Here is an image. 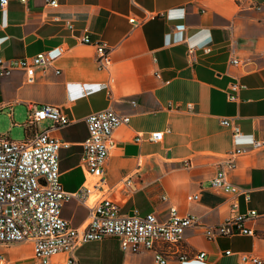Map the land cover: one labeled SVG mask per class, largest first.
I'll use <instances>...</instances> for the list:
<instances>
[{"label": "crops", "instance_id": "0c3cea01", "mask_svg": "<svg viewBox=\"0 0 264 264\" xmlns=\"http://www.w3.org/2000/svg\"><path fill=\"white\" fill-rule=\"evenodd\" d=\"M263 1L58 0L52 8L47 0H8L0 8V59L45 52L54 62L44 72L37 70L32 82L21 71L0 78V113L10 119L16 112L26 114L27 102L61 109L69 120L64 128H52L49 121L34 126L12 122L11 127H21L19 139L49 131L68 144L59 151L60 180L67 192L85 182L80 166L87 135L84 118L106 108L129 115V123L113 132L115 145L105 165L108 195L121 213H153L165 220L173 207L179 215H195L203 225L224 222L234 202L239 213H257L246 222L254 237L208 241L201 227L186 229L180 250L189 259L167 255L166 264H242L239 253L264 260V8L251 7ZM132 17L145 19L135 25L129 22ZM85 35L112 47L107 70L96 68L94 47L81 41ZM190 46H210L211 52L197 51L192 60L187 56ZM58 47L65 52L60 54ZM235 82L245 88L229 101V85ZM226 117L238 124L240 135L221 125ZM157 131L163 132L160 141H135L138 134ZM235 148L244 152L228 179L248 192V199L239 195L233 202L229 193L212 188L210 179L218 162ZM193 193L200 194L198 202L186 200ZM62 216L73 227H83L88 210L72 199L62 207ZM22 247L27 252L20 254ZM31 248L29 242L0 245V253L4 264H38ZM199 252L205 253L203 261L193 258ZM49 264L157 263L150 251L124 253L116 239L106 238L58 254Z\"/></svg>", "mask_w": 264, "mask_h": 264}, {"label": "built area", "instance_id": "2783aa9c", "mask_svg": "<svg viewBox=\"0 0 264 264\" xmlns=\"http://www.w3.org/2000/svg\"><path fill=\"white\" fill-rule=\"evenodd\" d=\"M25 3L27 0H19ZM239 3L245 0H235ZM8 0H0V8L6 6ZM47 5L56 8L58 0H47ZM255 10L264 8L261 3L252 2ZM135 18H129L130 23L142 24ZM65 26L73 29L70 21ZM82 43L95 49V65L100 71L107 70L112 63V47L106 42H91L87 35L81 38ZM60 54L65 52L62 47L57 48ZM202 55L211 52L210 46L187 48V56L194 60L195 54ZM54 59L47 53L41 52L34 56L20 59H0V78L9 76L14 71L23 72L27 82H32L37 70L44 72L53 67ZM237 60H231L237 64ZM56 75L59 70L54 69ZM156 77H159L155 74ZM112 81V79H110ZM245 86L231 83L227 99L237 100L238 91ZM135 106L134 101L130 102ZM27 126H34L38 122L49 121L52 128L61 129L69 125L66 115L57 106L27 102ZM191 104L187 105L190 109ZM87 135L81 147L80 166L85 174V182L76 192L64 190L60 180L59 151L68 144L51 136L49 131H35L31 136L19 140H12L0 135V245L5 247L17 243L29 242L32 246V258L38 264H49L51 259L62 253H73L80 246L89 242H100L106 238L118 241L124 253L137 254L150 251L157 264H166L167 255H173L179 261L188 260L187 254L181 252V238L188 228L201 227L208 241L217 237L236 235L256 236L254 229L246 226L248 220L257 217L255 210L245 213L237 211L234 202L236 196L243 195L248 199V192L229 182L228 174L236 168V160L244 150L235 148L228 152L218 162L216 171L210 179V186L229 193L232 203L229 216L224 222L215 225H203L195 215H179L173 207L168 209V216L160 220L153 213L144 215L134 211L123 214L120 205L109 195V187L105 179V165L110 151L115 145L113 132L123 125H127L130 116L121 114L112 108H106L88 114L84 118ZM221 125L229 128L234 136L241 134L240 127L231 117L221 119ZM163 132H152L146 136L138 134L136 142L148 140L160 141ZM259 142L254 146L258 147ZM131 180L125 181L127 186ZM72 199H78L88 210V221L83 227H73L62 216V207ZM188 202H198L199 193L186 197ZM225 254H231L226 251ZM204 252L193 256L197 261H203ZM242 264H264V260L248 253H239ZM6 262L4 253H0V264Z\"/></svg>", "mask_w": 264, "mask_h": 264}, {"label": "rangeland", "instance_id": "374dc122", "mask_svg": "<svg viewBox=\"0 0 264 264\" xmlns=\"http://www.w3.org/2000/svg\"><path fill=\"white\" fill-rule=\"evenodd\" d=\"M25 121H26V114L22 112H16L13 119H10L8 116H6L5 113H0V135L8 134L10 139L19 140L22 129L19 126L11 127V123L16 122L22 124L25 123ZM40 125L41 123L38 124L39 127ZM18 252L20 254L26 253L27 248L22 247L21 249L18 250Z\"/></svg>", "mask_w": 264, "mask_h": 264}]
</instances>
